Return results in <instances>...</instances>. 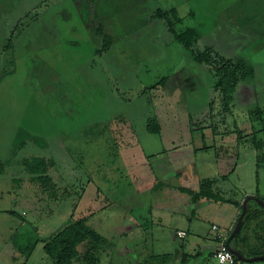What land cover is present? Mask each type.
I'll use <instances>...</instances> for the list:
<instances>
[{"label":"rangeland","instance_id":"1","mask_svg":"<svg viewBox=\"0 0 264 264\" xmlns=\"http://www.w3.org/2000/svg\"><path fill=\"white\" fill-rule=\"evenodd\" d=\"M110 1L0 0V158L9 160L0 174V263L25 260L14 262L8 256L21 252L14 235L36 244L39 236L54 234L70 219L92 214L89 223L114 246L104 252H174V259L160 264H229L211 254L182 261L185 253L198 252L195 225L189 222L202 223L205 230L217 225L213 234H205L212 249L215 235H229L236 207L218 199L205 200L206 208L177 188L198 192L205 177L199 169L206 166L196 162L190 128L194 122L224 121L229 130L235 123L242 130L250 124L255 130L251 134L264 141V114L252 111L264 110V0ZM98 2L100 11L108 7L119 16L110 21L114 46L103 54L92 34L107 21L104 15L95 17ZM173 8L181 19L171 15L179 31L199 30L193 48L175 40L169 22L157 14ZM127 21L131 29L123 28ZM200 52L218 59L243 57L255 67L256 78L243 83L250 87H238L233 112L224 110L213 67L193 61ZM152 116L159 118L161 134L147 130ZM19 129L42 142L29 140L18 154H11ZM252 136L241 135L231 148L232 155L238 153L234 158L239 171L232 176L234 192L229 197L242 198L245 184L264 201V148H256ZM205 142L206 147L213 144L210 138ZM158 153L162 159L156 161ZM32 156L56 161L51 174L60 196L67 192L64 199L43 196L30 181L19 160ZM251 207L264 220V207L254 200L248 203ZM127 223L128 234L139 226L141 231L161 228L149 238L132 239L117 234ZM249 223L242 230L247 243L241 249L247 257L261 256L264 232L259 231L260 240L251 229L256 230L259 221ZM178 228L191 229L188 237L180 239ZM86 249L80 246L81 252ZM108 260L102 258V264ZM27 264H53L43 242L37 243Z\"/></svg>","mask_w":264,"mask_h":264},{"label":"trees","instance_id":"2","mask_svg":"<svg viewBox=\"0 0 264 264\" xmlns=\"http://www.w3.org/2000/svg\"><path fill=\"white\" fill-rule=\"evenodd\" d=\"M95 1L96 0H91L92 3ZM109 1L110 0H105L106 3H109ZM140 1L142 0H139V2ZM110 2L113 5L114 1ZM99 4L100 2H98V8L96 10L97 16L95 17L100 18V16L104 15L107 21L101 22L96 27H94L92 29V34L94 36L95 41L99 42L103 47V50H100L99 54H103L110 52L112 47L114 46L115 34L113 33L114 31L110 30V23H114V21L111 20H114V17H116V19H119V16H115L113 13H110L108 7H106L105 9L106 12L100 11ZM157 14L169 22V27L173 38L182 45H184L186 48H193L192 46L194 45V43L201 37V34L196 27H189L184 32L179 31L176 28L175 23L171 20V15H174L178 22L181 21L176 8H173L170 12H164L159 9ZM124 15L127 16L126 20L132 19L131 14ZM124 18L125 17H121L120 19ZM251 19H253V17L249 18L246 22H249ZM244 22L245 21H243V23ZM127 23H129V21H127L125 24L123 23V28L128 27L127 29H131L132 24L130 23L128 25ZM193 61L200 65H210L213 67V69L215 70L214 76L216 78L215 89L216 91L220 92L221 99L224 104V110L229 112H231L232 110L231 104L234 103L235 94L237 93L238 87L241 85L248 86L243 83H245L246 81H253L256 78L255 67L243 57L237 56L228 59L220 57V59H218L213 58L210 54H207L206 52H200L194 56ZM166 80L167 78H164L163 82H166ZM252 111L254 115L257 113L262 115L264 114V110L259 107L253 109ZM210 114L212 115V111H210ZM146 124L147 130L149 132L161 134L162 126L157 116L147 118ZM236 132L237 135H239V139H241V130L237 129ZM26 134L27 132L24 129L18 130L14 143V152L24 147L27 144V141L29 140H33L35 142H42L38 138L34 137V139H32L33 137H31L29 134ZM252 137H254V140L256 141V148H264V141L259 142L256 140L254 135ZM44 145L46 146V144ZM21 163L23 165L24 171L30 175L31 181L39 187L43 196L46 195L49 199L52 200H62L66 197L65 195L67 194V192H64L66 194L60 196L59 185L57 181H55L54 177L51 175V169L56 165L55 160H53L52 158L47 159L45 157L32 156L23 157ZM7 165L8 161L3 162V160H1L0 158V174L4 172V170L7 168ZM233 171L234 170H232L231 173ZM226 178L227 175L221 176V181H224ZM218 182V178L203 179L200 182V190L198 192L192 189H188L186 187H178L177 189L183 191L184 193H189V195L192 196L193 200L196 202L201 200L203 201L218 199H222V201H227L226 198L220 195L221 191L215 187ZM100 193L101 191L98 192V197H100ZM235 205L239 206L240 203L235 202ZM239 208L241 213L243 208L242 205L239 206ZM12 212L15 213L14 211ZM91 216L92 214L84 215L76 219H70L54 234L46 238L39 236L38 241H36V244L24 243L22 236L14 235L13 242L15 244V247L18 248L21 253L25 255L26 258V262L23 264H27L28 259L35 250L39 241L43 242L44 250L46 251L47 256L51 259L53 264H99V252L107 249L112 250L114 246L110 239L105 237L102 233H100L89 223ZM22 217L24 216L22 215ZM252 219H256L259 221V224L255 226L256 230L253 229V233L256 237L260 238V240L262 239V237L259 235L260 232H264V220L260 221V212L256 211V209H252L251 207L250 210L247 208V212L241 229L234 236V239L232 240L231 244L232 248L240 251L244 256L245 254L243 253L241 246L247 243V238L242 236V230H246L248 228V225L250 224L249 221ZM246 220L249 221H247L248 224L245 225ZM236 224L237 222L235 223L234 228L236 227ZM81 245H87V249L84 252H81L80 250ZM252 255H254V253L249 256ZM240 264H242V261L240 262Z\"/></svg>","mask_w":264,"mask_h":264},{"label":"crops","instance_id":"3","mask_svg":"<svg viewBox=\"0 0 264 264\" xmlns=\"http://www.w3.org/2000/svg\"><path fill=\"white\" fill-rule=\"evenodd\" d=\"M167 80H168V78H167ZM243 86L248 87V88L250 87V86H245V85H242L241 87H243ZM188 90H189V87H188ZM207 104H208V102L206 101L204 103V105H207ZM202 105H203V103H202ZM202 105L200 107H202ZM234 108H235V106H234ZM233 111H234V109H232V112ZM226 124H227V122H224V121H222L218 124H215V123L207 124V122L200 121V122H194L190 126V128H191L192 142L194 144V149H195L196 154H197L196 162L199 163L200 167H202V168H204V166H202V165L206 166L204 169H199L200 173L203 176L205 175V177H203V179L218 178L219 182L215 187L221 191V194H224L226 196L227 201H223V202L224 203L228 202L229 204L231 203L236 207V211H237L236 215L233 217L232 221L230 222L229 228H228V231L231 233V231L233 230V228L235 226V223L238 221L237 219L239 218L238 217V215L240 213L239 206H241L243 204L244 199L248 195H253V194L257 195L259 193H258V191L256 193H254V191L251 189L246 190L247 189L246 185L241 184L243 187V190L245 191V193L242 194V198L238 199L237 197H229L230 193L234 192L233 191L234 184L231 182L232 176L235 174L238 175V171H239V160H236L234 158V157H237L238 153H235L234 155H232L233 153L231 151V148L234 146V144L238 143L240 140L236 131H237V129L241 130L242 135H248V134L249 135H255L253 133L251 134V132H253L255 130H254V128H252L253 125H250V124H248V125L245 124L244 130H242L240 125H238L237 123H235V126H236L235 129L229 130L228 129L229 125L227 124L228 125L227 126ZM195 126H199L200 129H197V127H195ZM222 127H224V131L219 130ZM250 130H253V131H250ZM208 138H210L213 141V144L211 146L210 145L208 146L209 148L205 146V144H206L205 140ZM244 138H247V137H243V139ZM31 144H33V143L31 142ZM33 145H35V144H33ZM24 147L20 148V150H22ZM20 150L18 149L16 152H14V149H11L10 153L11 154H18V151H20ZM214 151L217 152V153H215L216 157L211 158V154H213ZM160 154L161 153L154 154V155H159V158L156 159V161L162 159ZM154 155H152V157H155ZM22 158H21V160H22ZM47 159H50V158H47ZM21 160H19L20 166L22 165ZM7 161H9V160H7ZM205 162H208L209 164L206 165ZM53 168L51 169V173L54 174ZM232 170H234V171L231 173ZM53 174H51V175L53 176ZM206 175H207V177H206ZM224 175H227V178L224 181H221V176H224ZM54 179H55V177H54ZM30 181H31V177H30ZM55 181H56V179H55ZM234 181L235 180H233V182ZM235 202H239L240 205L239 206L235 205ZM198 204H201V205H203V207H206V208L208 206V204L205 203V200L198 201ZM165 216H168V218L171 217L168 214ZM189 223H190V226L195 225V228L193 230L194 233L196 234L194 244L196 247L198 246V249H197L198 252L196 251V252H193L191 254L185 253L183 255V261L182 262L186 261L190 256L194 257L193 256L194 254H197L199 257H201V256L204 257V256H207L209 254L214 255L216 257V251L218 250V247H219V246L217 247L216 241L218 240L219 244H220L221 241L226 238V236L223 233H219V234L215 235L213 237L214 238L213 243L215 245L212 243L213 247L211 246L212 247V249H211L210 248L211 239L208 240L207 237H205V234L208 236L211 233L213 234L214 233L213 230H214V228L217 227V225H213L214 228H211V229L208 228L207 230H205L202 223H199V222L194 223L193 220H191ZM124 225H126V226L123 227ZM153 225L155 226L156 224L154 223ZM123 226L120 230H118L117 234L123 233L125 235V237H128V235H130V237L132 239H134L135 237H140L141 235L142 236H144V235L148 236V238H149V236L150 237L153 236L154 232L158 231L161 228L160 227L161 224H160V225L156 226L155 231L153 228L152 229L148 228L146 231L145 230L141 231L142 227H140L138 224L139 227H137L135 229V231L130 232V234H128V231H130V229H128V228H130L131 225L129 223H127V224H123ZM251 229H254V227ZM182 230L187 232L186 237H188L191 229L190 230H187L185 228H178L177 229L178 232L182 231ZM54 232H56V231H54ZM178 232H177V235H178ZM221 235H223V236H221ZM43 238H46V236H44ZM180 239H184V238H180ZM201 241L204 242V244H202ZM126 250H127V252H104V251L99 252V257H100L99 264H102L101 260L104 257H107L109 259L108 264H155V263L160 264V262H163V261L165 262L167 260H171L172 257H173V259L175 257L174 252H138V251L128 252L129 250L128 249H126ZM8 256L11 258V260L13 259L14 262H17V261L19 262L22 258H24L25 255L21 252H8ZM156 257H161V258H158L159 260H155ZM28 261H29V259H28ZM28 261H27V263H28ZM25 262H26V258L23 261V263H25ZM203 262H205V260Z\"/></svg>","mask_w":264,"mask_h":264},{"label":"water","instance_id":"4","mask_svg":"<svg viewBox=\"0 0 264 264\" xmlns=\"http://www.w3.org/2000/svg\"><path fill=\"white\" fill-rule=\"evenodd\" d=\"M251 200H254L256 202H258L259 204H261L263 207H264V201L260 198V197H257L255 195H248L244 201H243V204H242V211L240 213V216L238 218V221H237V224H236V227L234 228V230L231 232V234L229 235V237L227 238L226 242H227V245L229 246L230 250L232 252H234L236 254V256L241 260V261H255V260H264V255H261V256H254V257H247V256H244L240 251L234 249L231 247V244H230V240L238 233V231L241 229V226L243 224V221H244V218H245V215H246V212H247V207H248V203L251 201Z\"/></svg>","mask_w":264,"mask_h":264},{"label":"built area","instance_id":"5","mask_svg":"<svg viewBox=\"0 0 264 264\" xmlns=\"http://www.w3.org/2000/svg\"><path fill=\"white\" fill-rule=\"evenodd\" d=\"M178 236L180 238H185L187 236V232L182 230L178 232ZM228 237L223 239L219 244L218 250L216 251V257L222 263H229V264H240L241 260L236 256L234 252H232L227 245Z\"/></svg>","mask_w":264,"mask_h":264}]
</instances>
